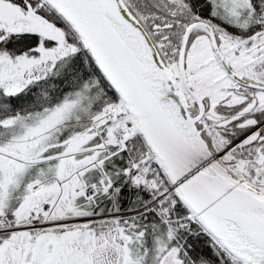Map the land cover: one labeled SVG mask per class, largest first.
<instances>
[{"label": "snow or ice", "instance_id": "obj_1", "mask_svg": "<svg viewBox=\"0 0 264 264\" xmlns=\"http://www.w3.org/2000/svg\"><path fill=\"white\" fill-rule=\"evenodd\" d=\"M0 264H264V0H0Z\"/></svg>", "mask_w": 264, "mask_h": 264}]
</instances>
